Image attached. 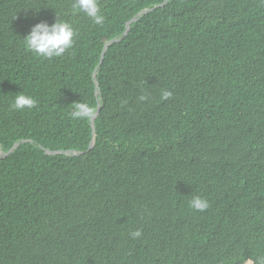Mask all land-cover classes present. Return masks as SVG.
Instances as JSON below:
<instances>
[{
    "label": "trees",
    "instance_id": "obj_1",
    "mask_svg": "<svg viewBox=\"0 0 264 264\" xmlns=\"http://www.w3.org/2000/svg\"><path fill=\"white\" fill-rule=\"evenodd\" d=\"M98 3L103 25L0 0V152L20 142L0 157V264H261L264 0ZM56 19L73 46L27 51ZM21 92L37 105L11 108ZM75 102L99 106L94 137Z\"/></svg>",
    "mask_w": 264,
    "mask_h": 264
},
{
    "label": "clouds",
    "instance_id": "obj_2",
    "mask_svg": "<svg viewBox=\"0 0 264 264\" xmlns=\"http://www.w3.org/2000/svg\"><path fill=\"white\" fill-rule=\"evenodd\" d=\"M71 10L74 15L83 13L96 25H103L105 21L98 0H72ZM76 34V30L70 23L56 19L52 24L46 21L33 24L22 40L27 51L41 58L52 59L61 57L73 46ZM171 96L170 91L163 90L161 99H168ZM146 98L144 95L139 97L140 100ZM36 105L37 101L32 96L21 92L14 97L10 107L15 110H23L25 108L32 109ZM94 114V108L88 103L75 102L69 116L74 120H90ZM189 206L195 211L203 212L208 209L209 202L206 198L197 195L189 201ZM140 235L139 229L131 233L133 238ZM261 264H264V260H261Z\"/></svg>",
    "mask_w": 264,
    "mask_h": 264
},
{
    "label": "water",
    "instance_id": "obj_3",
    "mask_svg": "<svg viewBox=\"0 0 264 264\" xmlns=\"http://www.w3.org/2000/svg\"><path fill=\"white\" fill-rule=\"evenodd\" d=\"M145 12H146V11L140 13L139 15H141V14H143V13H145ZM134 20H136V17L133 18L130 22H132V21H134ZM130 22H129V23H130ZM128 29H129V27L127 26V29H126V31L124 32V35H125L126 32L128 31ZM114 41H117V40H115V39H114V40H111L110 42H108V43L105 45L104 50H103V52H102V54H101V58H100V62H99V63H101V61H102V58H103L104 51H105L106 47H107L108 45H110L111 43H113ZM93 76H95V74H94ZM95 85L97 86L96 80H95ZM98 111H99V106H98L97 111L95 112L94 116L91 118V126H92V128H93V137H94L93 121H94L95 117L98 115ZM19 145H20V142L15 143L7 153H2V152H0V157H1V156H7L9 153L13 152V150H15ZM92 147H93V140H92V142L90 143L89 149H91ZM47 153L50 154V152H47ZM75 154H76V153H72V155H75Z\"/></svg>",
    "mask_w": 264,
    "mask_h": 264
}]
</instances>
